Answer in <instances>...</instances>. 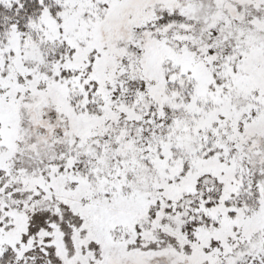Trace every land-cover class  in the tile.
I'll return each mask as SVG.
<instances>
[{
    "label": "snow or ice",
    "instance_id": "6c2138e0",
    "mask_svg": "<svg viewBox=\"0 0 264 264\" xmlns=\"http://www.w3.org/2000/svg\"><path fill=\"white\" fill-rule=\"evenodd\" d=\"M0 264H264V0H0Z\"/></svg>",
    "mask_w": 264,
    "mask_h": 264
}]
</instances>
